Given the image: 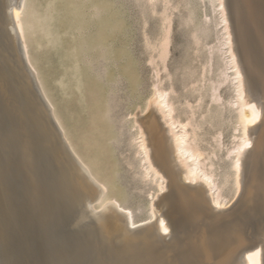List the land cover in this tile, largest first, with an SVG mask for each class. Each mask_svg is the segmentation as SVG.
<instances>
[{
	"label": "bare ground",
	"instance_id": "1",
	"mask_svg": "<svg viewBox=\"0 0 264 264\" xmlns=\"http://www.w3.org/2000/svg\"><path fill=\"white\" fill-rule=\"evenodd\" d=\"M142 1L158 12V3H161L163 8V12L160 11L162 22L168 23V29H165V24L162 39L158 40V44L149 42V48L157 50V56L166 68L172 38L169 9L176 6L172 5V0ZM210 1L215 10L219 8L221 20H218L217 27L224 23L222 28L226 31L220 33L219 43L215 47L213 44L207 49L209 61L212 53L216 51L222 63L219 78L210 80L209 90L216 102L224 100L222 93H219L223 86L228 84L235 92L234 97L227 99L231 111L235 112L232 135L234 146L228 148L225 158H230L228 173H231L235 187V196H232L238 199L236 198L232 210L220 214L214 212L228 204L230 198L227 199L224 186L230 183V173L226 174L224 171L223 173H226L223 182H217L215 163L211 156H217L216 151L214 149L207 153L200 146L196 130L199 126L195 125L198 121L194 123L192 118L187 121L180 120V115L186 112L184 110L179 117L175 114L177 108L173 96L176 94L170 96L174 89L177 92L175 86L171 87L173 91L169 89L170 92L166 86L167 89L154 83V90L147 104V107L151 104L154 107L144 114L143 118L134 119L136 132L132 141L135 143L138 166L142 170L141 176L157 186L156 198L159 196V199L151 195V201L155 199L158 202H149V215L137 220L134 210L126 206V201H123L126 205L122 203L125 190L122 187L123 182H120L121 166L117 161L115 149V142L121 132H117V122L111 117L114 116L110 107L112 101L109 102L112 90H108V87L112 88L109 86L112 81L108 77L107 83L100 82L98 77L93 76L91 68L92 64L95 65L92 53L98 49L107 51L104 47L112 51L109 41L117 38L111 37L113 34L106 31L107 28H115L114 23L117 22L116 18L108 19L105 16L116 15L114 11H110L111 3L108 0H0V60L11 68L9 81L13 84L16 105L28 112H25L22 119L17 139L21 141V155L13 160L10 157L8 163L13 161L12 164L23 169L25 181L21 179L26 183L24 190L26 194L29 193L30 204L38 207L39 215L49 212L50 221L67 212L72 214L73 220L76 219L75 223L82 222V218L88 216L89 212L94 215L84 226L78 224L75 234L67 241L59 246L55 243V248L46 256H52L49 264H264V2L255 1L256 18L253 22H248L244 13L245 0ZM101 3L104 7L100 6ZM186 3L185 6L190 4ZM195 10L193 13L192 10L189 12L193 14L192 17L197 11ZM103 16L106 19L97 24L98 19L101 20ZM95 19L96 22L92 23ZM87 20L88 23L94 24L93 26L98 25L97 29L92 28L94 31L99 29L97 34L88 36L89 30L84 31L87 28ZM197 21L202 23L200 19ZM191 23L193 22L186 26ZM257 26L260 29H257ZM193 33L192 35L195 34ZM206 34L203 37V34H200L202 39L206 40ZM32 45H36L37 51L48 49L49 53L54 54L52 66L45 74L37 66ZM205 45L208 43L205 42ZM229 52L230 55H227ZM156 57L151 54L148 59L150 63H156V68L159 66L160 72L155 71L161 74L164 68L160 69L161 65L155 62L158 58ZM97 58L95 59L99 62ZM105 58L108 59H103ZM121 58L124 59L121 69L129 75L131 82L135 83L137 77L132 71L129 58H126L125 54ZM203 65L205 66V63ZM211 65L213 67V64ZM27 66L30 67L46 103L35 88ZM167 76L163 78H167V81L171 78L169 82H172V76ZM198 79L196 83L200 87ZM47 80H50L52 87ZM163 82L165 81L162 80ZM178 97L177 95V99ZM197 102L199 104V100ZM224 102L221 105H224ZM183 104L185 106L184 102ZM188 104L193 106L191 102ZM194 109H191L192 112H195ZM185 110L188 112V109ZM42 140L44 142L40 144ZM215 141L218 150H222V142ZM45 153L47 156L41 160L39 156ZM1 164L0 158V206L3 221L10 227L16 219L14 213L17 208L13 210L11 207V197L8 193L19 194V191L9 180L10 164L4 168ZM194 182L198 185L193 186ZM143 207L141 205L137 209L143 210ZM245 211H249L251 222L243 217ZM253 213L254 216L262 213L261 220H256ZM195 219H215L212 224H216L212 228L209 224L210 229L208 223L199 226L197 221L198 226L191 228L194 233L190 238L189 247V239H186L192 234L187 236V224ZM40 246L44 252L50 245L42 243Z\"/></svg>",
	"mask_w": 264,
	"mask_h": 264
},
{
	"label": "rangeland",
	"instance_id": "2",
	"mask_svg": "<svg viewBox=\"0 0 264 264\" xmlns=\"http://www.w3.org/2000/svg\"><path fill=\"white\" fill-rule=\"evenodd\" d=\"M108 1L111 3L110 11H112V12L114 11V13L116 15H114V17H112L113 14H110V15L106 14L105 16H106V18L108 17V19H111V18L115 19L116 18L117 22L114 23L115 28H113V29L107 28L108 30L106 29V31H110L109 33L113 34L111 37L115 36L117 38L109 41L110 46L113 48L112 51L108 50V47L107 48L104 47V50L107 49V51H103V49L102 50L98 49V50H95L93 53L91 52L93 54V59H94L93 63L95 62L94 63L95 65L93 66V64H92L91 68L93 71V76L98 77L100 82L107 83L108 77L112 81V82H110L111 84H109V86H112V88L108 87V90H110V89L112 90V91L110 90L112 93L109 94V95H111L109 102L112 101V103L110 102L111 103L110 107H111V111H113L111 113L114 114V116L111 115V117H112V119H114L117 122V123L115 122L116 123L115 124L116 130H118L117 132L118 133L121 132L118 135L117 141L115 142V149H116L117 161L121 166L120 167V173H119L121 175L120 176V182L121 183L123 182L122 187L125 190V193L123 194V197H122V203H123V201H126L127 205L125 204V202L123 204L128 206L132 210H134L133 212H135L134 213L135 218L137 217L136 219L138 220L141 218L143 219V216L145 218L149 215L151 203L155 200V199H153L151 201V198H153V196H151V195H154L156 198V194H157V191H156L157 186L148 180L146 181V179L143 178V175L141 176L142 170L138 166L139 161H138V159L136 157V153H135V143L132 141L133 136L136 132V128L134 129V119L136 118L138 120L140 118H143L144 114L146 115L154 107L153 104H151L149 107H147L149 99H150V97L153 93V90H154V85H155L154 83H158V85H160V86L162 85V87L166 86L168 88V90L169 89L171 90L172 89L171 87L175 86L177 92H175V89L173 88L174 91L171 90L173 92H172V94L170 93V96H173L174 95L173 93L176 94V95H174L175 97L173 96V99H174L173 101H175L174 102L175 107L177 108L175 114L179 117V114H182L183 110L187 112V110H185V109H188V112L187 113L184 112L182 114V116L180 115L179 119L182 121H187L190 118H192L194 123L198 121L197 123H195V125L199 126V127H196V130H197L198 135H199L198 137H199L200 146L203 149H205L207 153L214 151V149L216 151L217 156H215V154L214 155L212 154L211 156H212V160L215 163L214 169L216 170V179L218 178V180H217V182L219 181L218 183L223 182L224 175L226 172H227L226 174L230 173V172L228 173V171L230 170V166H229L230 158H228V157L225 158V157L227 156L226 152H227L228 148H230V146L231 147L234 146L233 145L234 144L233 143L234 138L232 135L234 133L233 127L235 125L236 119H235V112L233 113L231 111V108H230L231 106L228 105L227 99H228V97H229V99L234 97L235 92L233 91L234 89L232 86H230L228 84L223 86L219 90V93H222V95H223L222 97L225 100V102L223 100L222 102L219 101L220 102L219 103V102H216L214 99H212L211 91L209 90L210 80L214 81V80L219 78V72L221 71V69H219V68L221 67L222 63H221V60L219 59V56H218L216 51H214L212 53L213 54L211 56L212 60L210 59V61L211 62L213 61V62L211 63L208 60L209 53H208L207 49H208V47H211L213 44H214L213 47H215L217 45V43H219L218 37L221 36V34L223 33L222 31H226V30H224V28H222L224 26V23H221L217 27V23L221 20V17H220L219 11H218L219 8L217 7V10H215L214 9L215 6L213 5V3L210 0H209V2H208V0H198V1L197 0H195V1L194 0H191V1L190 0H172V5L175 4L174 6H176V8L172 7L169 9L170 10L169 13L171 12L170 15H171V19H172L171 20L172 24H170V30L171 29L172 30L170 31L171 35L170 34L169 35H170V38L172 37L170 39L172 42L170 41L171 44L169 45L170 50L168 53L169 56H167L168 58H167L166 63H165V64H167L166 68H164L165 65L163 63H161V60H159L160 58L157 56L158 55L157 50L154 51L152 47L149 48V46H150L149 42L150 43L155 42L153 44H156V43L158 44V42L163 37L165 29L166 30L168 29V23L162 22L163 8L161 6V3H158L157 4L158 6H156L157 10H159V9H160V11L162 10V12H160V11L158 12L155 9L151 8L150 5L145 4L142 0H137V1H135V0H108ZM255 1H256V3H257V1L264 2V0H250V1L245 0L246 7H245L244 13H245V17H246L248 22H253V19L256 18L255 6H254ZM185 2H187L186 5H188V3H190V2H192V3H190L188 5L189 6L188 7V6H185V4H184ZM203 2H204V4H203ZM176 3H177V5H176ZM191 4H192V6H191ZM100 6L104 7V4L101 3ZM143 6H144V8L145 7H147V8L144 9ZM202 6H204L205 8ZM188 9L192 10L191 13L194 12L193 10H195V9L197 10V11L195 10L196 12L194 13L195 14L194 17H192L193 14L189 13L190 10H188ZM85 11H87V9ZM110 11H109V13H110ZM154 11L156 13H154ZM173 11H174V13H172ZM89 12H90V10L87 13L89 14ZM205 13L208 15H206ZM188 14L191 15L190 18L192 17L195 20V22L192 18H191L192 20L189 18ZM252 14H253V16H252ZM105 16H103V18H101V20L98 19L97 24L99 23V21L103 22L106 19ZM195 17H196V19H195ZM200 17H202V18H200ZM208 18H212V19L208 20ZM197 19L198 20L200 19V21H202V23H200V22L198 23ZM188 20H189V22H188ZM94 22H96V19L93 20L92 23H94ZM146 22H148L149 24ZM190 22H193V23H191L189 26L188 25L186 26V24H188ZM232 22H234V21L232 20ZM145 23H146V25H145ZM165 24H167L166 25L167 28L165 27ZM93 25L94 24H91V22L88 23V20H87V22H85V27L87 26V28H90V29L86 28L84 30V31L89 30L87 33L88 36L89 35H95V34H97V31H99V29L94 31L93 29H95V27L97 29L98 25H96V26H93ZM145 26H147V28ZM198 26H200V27L198 28ZM164 27H165V29H164ZM162 29H164V30H162ZM201 29H203V30H201ZM207 29L208 30L210 29L209 32ZM257 29H260V28H258V26H257ZM214 30L216 33H214ZM193 31L198 36V38L200 37V41H198L197 36L195 37V34L193 33ZM203 31H204V33H203ZM205 31H206V33L208 32L207 33L208 35L205 33ZM93 32H95V33H93ZM144 32H146V33H144ZM161 32H163V33H161ZM199 32H201L203 34V35H201L202 37L206 34L207 37H210V38H207L205 36L206 38L205 37L204 38L206 40L202 39V37L200 36L201 33H199ZM192 33L194 35H192ZM198 33H199V35H198ZM148 34H150L149 35L150 38H148V36H147ZM158 36H159V38H158ZM145 37H146V40H145ZM194 37H195V40H194ZM155 38H156V40H155ZM196 40H197V42H196ZM207 40L210 42L212 41L213 43L212 42L210 43ZM194 41H195V43H194ZM200 42H201V44H200ZM205 42L208 43V45H205ZM147 43H148V45H147ZM197 43L200 44V46ZM226 46L228 47V45H226ZM119 47H120V50H119ZM201 47H204V48H201ZM151 49L153 50V52ZM198 51L202 52V53L199 54ZM155 52H156V54H155ZM32 53L34 54V59L37 62V66L40 69V71L43 74L48 72L50 66H52L53 59L55 58L53 52L49 53L48 49H46V50L41 49V50L37 51L36 45L35 46L32 45ZM122 53H123V55H122ZM124 54H125L126 58H129V62L133 68L132 71H134L133 73L137 77V81L135 83H132L130 80V77H128L129 75L126 74L121 69V66L123 68L122 61H124V59H122L121 57L124 56ZM151 54L155 57L156 56L158 57V58L156 57L157 60L155 59V62L157 61V63L159 65H161L160 66L161 70L163 68L167 69V70L169 69V70L164 71V69H163L161 72V74H162L161 75L159 73L160 70L158 69L159 66H157V68H156V66H155L156 63L154 64V63L149 62L150 59H148V58H150ZM227 55H230V52ZM114 56H115V58H114ZM104 57H108V59L107 58L103 59ZM95 58L99 59V62ZM206 58H207V60H206ZM100 60L102 62H100ZM106 60H108V62H106ZM219 61H220V63H218ZM206 62H207V64H206ZM98 63L100 64V66ZM204 63H205V66L203 65ZM96 64H98V65H96ZM211 64H213V67ZM185 67H187L188 69L186 70ZM93 68H94V70L97 69L96 72L93 70ZM204 68H205V71H204ZM10 69L11 68L7 64L3 63L0 60V158L2 161L1 166H2V168H4L10 164L11 169L8 168L9 169V174H8L9 180L12 183V185L14 187H16V190L19 191V194L18 193H8L9 196L11 197V199H10L11 204H12L11 207L13 208V210H14V208L15 209L17 208V212L15 211V213H14L16 219L13 220L12 227L15 228L14 230L16 232H19L20 228L24 227V224H25L24 221H32L34 224L33 225L34 232L37 236V239H39L38 240L39 244L41 245L42 243H47V246L50 245L49 247H47L49 251L47 249H45L43 252L44 253L43 262H44V264H49V263H51V259H52L51 257L52 256L49 255L51 259L49 257L47 258L46 256H47V254H50L52 248L53 249L55 248V246H54L55 243H57L58 244L57 246H59L60 244H62V242L67 241L69 238H71L70 236L75 234L74 231L76 230V227L78 228V224L81 225V227L84 226V224L86 222H88L89 220H91L94 217V215H92V213L90 215V212H89L90 216L88 215L85 218H82V222L80 221V222L75 223L76 219H74V220L72 219V214L64 212L63 214L59 215L56 219L52 218L49 221V218H48L49 212L44 213L45 215L44 214L39 215L40 212L38 210V207H36L33 204L32 205L30 204L31 202H30L29 193L26 194V191L24 190L26 188V183L24 182L25 181V174H24L23 169L17 165L12 164L13 161L8 163V160L10 159V157H12L11 160H13L14 158H16V156L21 155L20 154L21 153V141H19L17 139L19 138L18 137L19 136V130L21 129L22 119L25 116V112H26L23 108H20V106L16 105V98L13 95L14 90L12 89L13 84L9 81L10 77H11V70ZM192 69H194V71H191ZM155 70H159V72L155 71ZM97 71H99L98 74H97ZM187 71H188V74H190L189 76L187 74ZM155 72H157V73H155ZM167 72H170V73H167ZM192 72H194V73H192ZM202 72H204L205 74ZM191 73H192V76H191ZM156 74H157L158 78H156L157 77ZM158 74H160L161 77ZM163 74L168 75V76L170 74L173 78L172 82H169V81H171V78H169L170 80H168V81L166 80L167 78L166 79L163 78V76L165 77V75H163ZM204 75H205V78H204ZM191 77H193V78H191ZM160 78H161V80H160ZM193 79H194V81H193ZM197 79H198L200 87H198V83H196ZM159 80H160V82H158ZM162 80H164L165 82L162 83ZM201 82H202V84H201ZM47 83H49V85H50V80H47ZM164 83H166V84H164ZM171 83H172V85H171ZM190 83H192V84H190ZM163 84H164V86H163ZM203 85H204V87H203ZM50 87H52V85H50ZM196 87H198V88H196ZM196 89L199 91H197ZM110 91H109V93H110ZM207 91H208V93H207ZM204 92H205V94H202ZM57 94H58V92H57ZM177 95L179 96L178 99H177ZM198 95L202 96V97H199ZM58 96H59V94H58ZM189 97H190V99H189ZM185 100H186V102H185ZM198 100H199V104L197 102ZM187 101L191 102V105H193V106H190ZM177 102H179V103H177ZM183 102L185 103V106L187 105L186 107L183 106L184 105ZM202 102H203V104H202ZM223 102H224V105H221V103H223ZM180 103H182L183 105ZM181 105H182V107H181ZM207 105L210 107H207ZM112 107L114 108V110ZM191 107L193 109H194V107H196L197 111L195 108L194 109L195 112H192ZM178 109H179V111H178ZM180 110H181V112H180ZM196 112H198V114ZM27 113L28 112H26V114ZM188 113H191V114H188ZM193 113H194V116H193ZM186 114H188V115L184 116ZM229 116L231 118H229ZM186 117H187V119H186ZM119 128H120V130H119ZM218 131L223 133V135L220 134ZM12 133H14L13 136H11ZM219 135H221V136H219ZM214 137H216V138H214ZM9 139H10V141H9ZM11 140H13V141H11ZM16 140H17V142H16ZM44 140L40 141V144H42L44 142ZM200 140H202V141H200ZM206 140H207V142H206ZM215 140H220V142H222L221 143L223 145V147L221 146L222 150H218V147H217L218 144H217V141H215ZM118 141H119V143H118ZM15 142L20 144V145H17ZM209 143H210V145H209ZM203 144H204V146H203ZM13 147H16V148L14 149ZM44 156H47V153H45L44 155H40L39 158L41 160H43L45 158ZM215 157H218V158H215ZM132 161H133V163H132ZM132 164H133V166H132ZM218 164H219V166H218ZM223 166H224V168H223ZM18 170H20V171H18ZM224 171H226V172L223 173ZM137 172L140 175H138ZM21 178H23L24 181H22ZM12 179H14V181ZM229 182L230 183H228L227 186L226 185L224 186L226 188V189H224V192L227 194V199L230 198L228 200V204L225 207H222L221 208L222 210L219 209L220 211L214 210L215 213H219V214L220 213H226V212L232 210L234 205L236 204V201H237L236 198L237 197H233V196H235V192H233L235 190V187L233 185V178H232L231 173H230ZM192 185L197 186L198 184H196L194 182ZM241 187H242L241 188V192H242V190H243V182L242 181H241ZM151 190H153V191H151ZM154 190H155V192H154ZM167 191H168V189L165 191V193ZM22 192H24V193H22ZM150 192H151V194H150ZM207 197H208V195H207ZM157 198L159 199V196ZM25 199H27L29 201H27ZM157 200H155V201H157ZM155 201H154V203H155ZM149 202H151V203H149ZM147 204H148V206H146ZM141 205H142V207L144 206L143 210H142V208H140V210L137 209V207L139 208V207H141ZM144 208H145V210H144ZM22 215H23V217H21ZM262 215L263 214L260 213V214H257L254 216V213H253V216L256 218V220H258V219L261 220ZM243 217L245 219H248L247 221L251 220V216L249 214V211H245ZM202 220L204 222H202ZM214 220L213 219H209V220L195 219L192 223L187 224V225H189V229H188V226L186 225L187 231L189 230L187 232L188 233L187 236L192 234V235H190V237H188L186 239L187 241L189 239L188 242L186 241L187 244L189 245V247H190V243H189L190 238L193 237V233H194L192 231V229L198 225L199 226L207 225V223H208V228H210V226L212 228L214 226V224H216V222L214 224H212V222H214ZM197 221L201 225L198 224ZM22 224H23V226H22ZM209 224H210V226H209ZM56 230H58V231H56ZM60 231H62L61 234H60ZM60 235H61V237H60ZM189 247L187 246V248H189ZM49 259H50V261L48 262Z\"/></svg>",
	"mask_w": 264,
	"mask_h": 264
},
{
	"label": "water",
	"instance_id": "3",
	"mask_svg": "<svg viewBox=\"0 0 264 264\" xmlns=\"http://www.w3.org/2000/svg\"><path fill=\"white\" fill-rule=\"evenodd\" d=\"M27 71L46 103L29 66ZM24 223V227H21L19 232H16L14 227L5 225L0 206V264H44V253L34 232V224L31 221Z\"/></svg>",
	"mask_w": 264,
	"mask_h": 264
}]
</instances>
